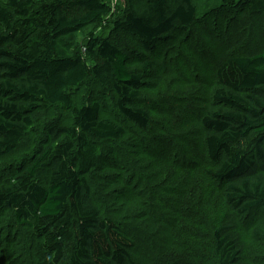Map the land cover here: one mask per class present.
Here are the masks:
<instances>
[{
  "label": "trees",
  "instance_id": "trees-1",
  "mask_svg": "<svg viewBox=\"0 0 264 264\" xmlns=\"http://www.w3.org/2000/svg\"><path fill=\"white\" fill-rule=\"evenodd\" d=\"M212 2L0 1V264H264V0ZM194 28L226 50L167 126L140 101Z\"/></svg>",
  "mask_w": 264,
  "mask_h": 264
},
{
  "label": "rangeland",
  "instance_id": "rangeland-1",
  "mask_svg": "<svg viewBox=\"0 0 264 264\" xmlns=\"http://www.w3.org/2000/svg\"><path fill=\"white\" fill-rule=\"evenodd\" d=\"M107 1L113 3L116 0H107ZM212 1L213 0H193L195 6L197 7L198 14L201 13L200 11L203 8L212 6L214 3ZM115 11H117V13L119 14L120 12L123 11V9L119 6L116 7ZM70 13L74 14L75 11L70 10ZM258 21L259 19L255 18L253 24L255 23L258 24ZM257 26H254L252 29L256 30L255 28H257ZM194 29L195 32H190V35L187 38V40H184V42L179 43L178 48H170V46L168 47L169 49L167 48L168 49L167 51L169 53L173 52L171 53V55L169 54L170 57H167L168 66L172 70L171 71L167 70V72L165 71V75L163 77L164 81H159L158 83H156L155 87L157 88V91H161V92H165V90H169L168 93L172 95L167 94L163 98H159L160 97L159 95H155L153 98H147L143 96L142 100L140 101V104L150 109L155 119H161L162 122L167 126H169L172 122H167L166 119H169L170 121H174V122L175 121L179 122L181 120V114L189 111V109H192L194 106H196L199 103V100L202 98L201 95L203 92L201 90L206 88L207 86V83H205L206 79H208L209 81V75L211 73L210 70L212 69L214 64L219 62L220 58L222 57V53L226 50L222 40L218 39V37L215 36L213 37L211 33L210 34L205 33L201 28L199 29L194 28ZM108 32L109 31L107 29L106 31L103 30V33L108 34ZM98 33L101 34L100 29L98 30ZM178 33H180V31ZM107 38L111 39L112 37L109 36ZM116 40L121 42L122 44H125V42L120 37L117 38ZM168 44H170V42ZM249 48H250L249 46H246V51L253 50L252 48L251 49ZM237 49H240L239 42H237L236 46L234 47L235 51ZM243 50L244 48L241 49L240 51ZM175 53H177L178 56L177 55L174 56ZM174 79L178 84H180L179 87L175 86L177 83H175ZM165 82H167V84ZM90 89H92L93 91V88L89 86L81 87L80 89L76 90L74 93L75 104H80V102L86 100L87 98L86 95L88 94V90ZM180 91H185V92H180ZM154 98L156 100H153ZM106 99L108 101L107 103H109L110 97L106 96ZM191 104H193V107L191 106ZM194 111L188 113L192 115V117H194L195 115ZM40 128L41 126H38L35 130L28 133L26 139L29 141L30 144L31 143L35 145L38 144L40 137ZM27 140H25L24 144L27 143ZM29 145H27V147ZM19 157L20 156L16 157V161ZM1 163L3 162H0V164ZM102 182L104 183V181ZM106 191L107 190L105 189V192ZM128 219L129 218H126V220ZM239 234L241 235L242 245L244 246V248H246L248 251L253 252L254 255L259 253L263 255L262 252H264V243L257 244V246H255V248L253 249V243L249 239L248 230L245 228H241ZM190 241L192 240L189 239V242ZM202 242L203 241L199 242L200 246L194 243V245L191 248L194 249V251H204V245H203L204 242L203 243ZM19 251H20L19 255L22 254L24 257H26L28 254L27 252H25L26 249H22V251L19 249ZM14 257H18V252H16V255Z\"/></svg>",
  "mask_w": 264,
  "mask_h": 264
},
{
  "label": "water",
  "instance_id": "water-1",
  "mask_svg": "<svg viewBox=\"0 0 264 264\" xmlns=\"http://www.w3.org/2000/svg\"><path fill=\"white\" fill-rule=\"evenodd\" d=\"M123 1V0H122Z\"/></svg>",
  "mask_w": 264,
  "mask_h": 264
}]
</instances>
